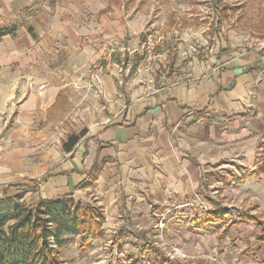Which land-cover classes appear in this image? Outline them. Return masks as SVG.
<instances>
[{
    "label": "crops",
    "instance_id": "obj_1",
    "mask_svg": "<svg viewBox=\"0 0 264 264\" xmlns=\"http://www.w3.org/2000/svg\"><path fill=\"white\" fill-rule=\"evenodd\" d=\"M157 23L165 28L166 21ZM0 26L17 27L0 41V107L14 114L5 137L20 151L60 157L45 166L44 180H32L35 193L48 188L37 201L72 196L102 207L104 227L118 224L124 232L150 223L158 232L162 220L186 255L170 258L174 263L264 264L256 214L241 213L256 223V234L236 232L241 223H227L230 208L218 193L246 177L244 170H264L256 163L264 141V61L257 51L167 46L164 62L144 73L140 54L123 64L115 56L99 91L88 68L101 60V43L142 42L153 26V0H0ZM82 131L65 150L67 138ZM35 155L27 152L25 164ZM203 201L208 210L189 212ZM209 211L224 218L207 219ZM189 217L192 225L183 228ZM190 239L199 250L210 248V258L190 263Z\"/></svg>",
    "mask_w": 264,
    "mask_h": 264
},
{
    "label": "rangeland",
    "instance_id": "obj_2",
    "mask_svg": "<svg viewBox=\"0 0 264 264\" xmlns=\"http://www.w3.org/2000/svg\"><path fill=\"white\" fill-rule=\"evenodd\" d=\"M163 20L166 21L165 28L159 27L157 23ZM150 30L157 36H163V42L157 48V58L152 68L164 62L165 58L160 50L167 46H174L180 52L193 53L204 50L211 53L220 46H231V49L237 51H257L264 61V0H153V26H150ZM144 66L145 64L141 69ZM144 72L148 71L143 70L142 73ZM13 118L14 114L8 111V108L0 107V196L18 193L20 189L15 186L17 184L33 185L32 180H44L45 166H52L60 159L56 155L45 159L38 148L32 150L26 148L21 151L17 149L14 142L5 137L6 132L11 128ZM259 146L261 149L256 163L264 166V141H261ZM29 151L31 154L35 152L36 155L31 156L33 162L27 165L25 158ZM27 166L34 169L28 172L25 169ZM20 168L25 171L23 170L22 173ZM250 170H244L247 176L243 175L242 179L238 177L236 184L231 188L225 190L221 188L218 191L223 196L220 197L222 205L230 208V213L226 215L227 223L233 220H236L235 223H241L236 224L238 229L236 232L241 234L243 232L247 234L248 231L256 234L255 222L242 221L241 213L248 211L256 214L255 217L259 219L257 221L261 220L260 226L264 228V170L258 172L256 169L253 175H249ZM43 186L39 193L33 191L27 193L24 200L28 204L37 202L43 189L47 192L48 188ZM194 208L201 211L208 210L210 206L205 201L199 202L198 206L191 205L189 212H193ZM190 217L183 219V228L192 225ZM159 224L158 232L153 229V223L147 224V227L141 224L143 225L141 229L137 227L133 229L131 226L133 231L126 229L124 232L120 229L123 226L112 224L105 228L103 223L101 229L103 234L97 239L90 240L85 247L78 246V242L82 240L81 236L70 237L65 234V238H71V241L62 248L61 258L65 260V264H167L163 261V257L174 261L186 258L182 249L174 245L179 235L171 234L162 220ZM224 224L219 223L216 227L219 228ZM206 231L208 230L201 228V233ZM195 232L200 234V229ZM194 236L197 234L195 233ZM192 239L189 240L191 245L187 244L188 249L192 250L190 253H195L190 263L199 255L207 256L209 259L210 248H206L209 252L206 255V251L197 249ZM153 246L158 247L160 252L154 251Z\"/></svg>",
    "mask_w": 264,
    "mask_h": 264
},
{
    "label": "trees",
    "instance_id": "obj_3",
    "mask_svg": "<svg viewBox=\"0 0 264 264\" xmlns=\"http://www.w3.org/2000/svg\"><path fill=\"white\" fill-rule=\"evenodd\" d=\"M29 31H33L31 27ZM16 32V26H0V40L6 35H16ZM83 135V131L71 134L63 144L65 150L70 151ZM260 171L263 169L258 168ZM15 186L20 189L18 193L0 196V264H65L61 251L71 241V238H65V234L81 236L79 247H85L90 240L103 234L105 214L102 207L85 206L72 196L28 204L25 196L31 191L37 192L38 185L25 183ZM209 212L207 219L216 221L224 218L222 212ZM259 238L264 241V228ZM155 251L160 252L159 249ZM163 261L179 264L165 257Z\"/></svg>",
    "mask_w": 264,
    "mask_h": 264
},
{
    "label": "built area",
    "instance_id": "obj_4",
    "mask_svg": "<svg viewBox=\"0 0 264 264\" xmlns=\"http://www.w3.org/2000/svg\"><path fill=\"white\" fill-rule=\"evenodd\" d=\"M145 38L137 46H129L124 42L108 38L102 42L104 56L101 60L92 63L88 68V76L91 84L96 86L99 91H102V77L110 67V63L118 56L122 60V64L127 62L131 56L140 54L144 57L145 66L141 71H149L152 69L153 62L157 58V48L163 42V36L155 34L152 30L147 29ZM121 72H124V67L121 66Z\"/></svg>",
    "mask_w": 264,
    "mask_h": 264
}]
</instances>
